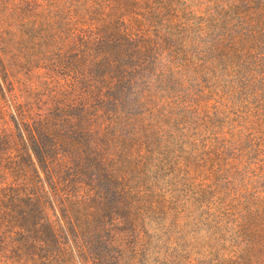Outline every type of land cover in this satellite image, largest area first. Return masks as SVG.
<instances>
[{"label": "trees", "instance_id": "obj_1", "mask_svg": "<svg viewBox=\"0 0 264 264\" xmlns=\"http://www.w3.org/2000/svg\"><path fill=\"white\" fill-rule=\"evenodd\" d=\"M0 7V263L124 264L161 122L263 91L264 0Z\"/></svg>", "mask_w": 264, "mask_h": 264}, {"label": "rangeland", "instance_id": "obj_2", "mask_svg": "<svg viewBox=\"0 0 264 264\" xmlns=\"http://www.w3.org/2000/svg\"><path fill=\"white\" fill-rule=\"evenodd\" d=\"M241 95L161 122L124 264H264V89Z\"/></svg>", "mask_w": 264, "mask_h": 264}]
</instances>
